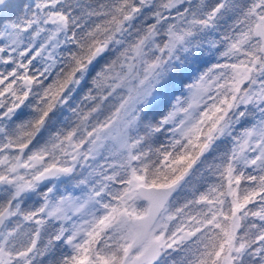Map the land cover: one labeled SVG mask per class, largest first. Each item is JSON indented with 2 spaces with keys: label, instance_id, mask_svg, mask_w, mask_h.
<instances>
[{
  "label": "snow or ice",
  "instance_id": "6c2138e0",
  "mask_svg": "<svg viewBox=\"0 0 264 264\" xmlns=\"http://www.w3.org/2000/svg\"><path fill=\"white\" fill-rule=\"evenodd\" d=\"M0 65V264H264V0H0Z\"/></svg>",
  "mask_w": 264,
  "mask_h": 264
},
{
  "label": "rangeland",
  "instance_id": "374dc122",
  "mask_svg": "<svg viewBox=\"0 0 264 264\" xmlns=\"http://www.w3.org/2000/svg\"><path fill=\"white\" fill-rule=\"evenodd\" d=\"M216 62H217V61H216L215 59H211V60H209L207 63H201V65H200V71H203L204 69L210 67L211 64L216 63ZM220 62L223 63L224 61L221 60ZM101 63H103V61H101ZM33 64H34V66H36V69H37V66H39V65L41 66V65H42L41 62H40L39 60L34 61ZM97 67H99V66H97ZM140 71H142V69H140ZM30 72L33 74V73L35 72V69H34L33 71H30ZM198 75H199L198 72L193 73V74H191V75H185V76H184L185 79L183 80V84H182L183 88H182L181 91H180V90H178V92L176 91V93L173 95L174 98H175L176 96H179V97H181L182 99H183V98H193V93H190V92L188 91V89L185 87V85H186V84H192V83L194 82L196 76H198ZM53 76H55V73L52 74V75L49 77L50 79L48 78V80L45 81V87L47 86V84H49V83L52 82L51 80H52ZM178 84H179V83H178ZM176 85H177V84H176ZM36 90H37V91H42V89H36ZM83 92H84V89H82V90L79 92V93H80V96L83 95ZM126 92H127L126 89L119 90V91L117 92L116 96H119V95H121V94H126ZM193 92H195V90H193ZM170 94H171V91H170ZM80 96H77L76 100H79V99H80ZM173 101H174V100H173ZM85 102H86V101H85ZM85 102H84V104H85ZM171 102H172V101H168L169 105H170ZM116 104H118V99H116V98H110L109 101H107V102L105 103V105H104V111H103V114L100 116V119L102 120V119L104 118V116L108 115L109 112H110L111 110H114V105H116ZM88 105H89V104H88ZM185 106H186V105H185ZM201 107H202V105H201ZM86 110H87V109L85 108V111H86ZM73 119H74V118H73ZM245 126H248V125H245ZM162 137H163V136H162ZM160 138H161V137H160ZM160 141H161V142H164V141H162V140H160ZM154 146H158V145H154ZM224 147H225V145H224V144H221V145L219 146V149H218L217 152H214L211 156H208V157H207V160H206L205 164L202 165L201 168H200V170H199V171H198V172L192 177L191 183L188 185V188H189V189H191L193 186H195V187L198 188L200 191H204V190L206 189L207 183H212V182H214V181H212V180H209V181L201 180V179H200V173H201V172H204V170H205L206 167H207V164H208V163H211V162L213 161V158H214L215 156L219 155V153H220L221 151L224 150ZM204 174L207 175L206 172H204ZM243 186H245V185L242 184V187H243ZM80 194H81L80 192H76V193H75V195H80ZM189 198H190V197H189ZM181 202H183V200H181ZM250 207H251V205H250ZM253 209H254V208H253ZM255 210H256V208H255ZM182 255H183L182 253H179V254L174 253V254L172 255V257L168 260V264H172V261H173V260L179 261V260L181 259V256H182Z\"/></svg>",
  "mask_w": 264,
  "mask_h": 264
},
{
  "label": "trees",
  "instance_id": "16d2710c",
  "mask_svg": "<svg viewBox=\"0 0 264 264\" xmlns=\"http://www.w3.org/2000/svg\"><path fill=\"white\" fill-rule=\"evenodd\" d=\"M83 3L85 4H91L93 7H96L98 6L99 4H102V3H105L107 2V0H82ZM5 68H8V70L11 69V66H6V65H0V70H4ZM42 70V65L40 66H37V69H36V66H34V64L30 65L29 66V74H32L30 71H33V70ZM55 73V71H53V74ZM50 79V78H49ZM55 79V76H53L52 80L53 81ZM185 79V77L183 76L179 82V84L175 85L174 87H171L170 88V91H171V94H170V100L169 101H173L174 100V94L176 93V91L178 92V90H182L183 86V80ZM48 80V79H47ZM46 80V81H47ZM45 83V82H44ZM81 91V90H80ZM77 96H80V93L78 92L76 94V98ZM77 102H79V100H76ZM91 102H88L86 101L85 102V108L87 109V105L90 104ZM63 115L64 116H67L69 115V113L67 112V110H64L63 112ZM160 140L164 141L165 142V138L164 137H161ZM42 191L45 190V189H41ZM39 203H42V201L38 200V198L36 196H33L31 199L27 200L25 205H23L24 207L26 208H30V207H33V206H39ZM257 207H258V204H257ZM255 210V208L253 209ZM46 264V262H45Z\"/></svg>",
  "mask_w": 264,
  "mask_h": 264
}]
</instances>
